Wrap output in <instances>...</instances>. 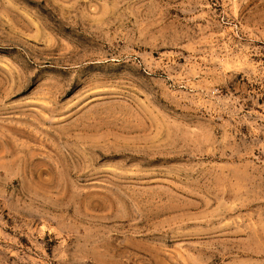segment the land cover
Masks as SVG:
<instances>
[{
    "label": "rangeland",
    "instance_id": "obj_1",
    "mask_svg": "<svg viewBox=\"0 0 264 264\" xmlns=\"http://www.w3.org/2000/svg\"><path fill=\"white\" fill-rule=\"evenodd\" d=\"M0 264H264V0H0Z\"/></svg>",
    "mask_w": 264,
    "mask_h": 264
}]
</instances>
